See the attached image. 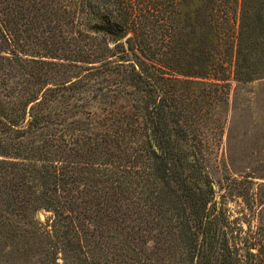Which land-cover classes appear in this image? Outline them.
<instances>
[{"label": "trees", "instance_id": "16d2710c", "mask_svg": "<svg viewBox=\"0 0 264 264\" xmlns=\"http://www.w3.org/2000/svg\"><path fill=\"white\" fill-rule=\"evenodd\" d=\"M119 30L120 59L77 45ZM99 57L132 102L59 116L84 88L62 68ZM0 72V264H256L203 144L264 77V0H0Z\"/></svg>", "mask_w": 264, "mask_h": 264}, {"label": "rangeland", "instance_id": "374dc122", "mask_svg": "<svg viewBox=\"0 0 264 264\" xmlns=\"http://www.w3.org/2000/svg\"><path fill=\"white\" fill-rule=\"evenodd\" d=\"M84 33L86 36H79L77 45L88 47L85 45L86 42L94 43V40H99L101 44L105 42L113 51L110 60L121 58L114 45L123 41L125 37L120 39L113 35L110 38H102L100 33L90 31ZM72 37L74 38L75 35ZM88 37L93 38L89 40ZM71 38L69 41L72 42ZM31 40L28 41L29 45L33 46V49H40ZM96 59L99 60H93L92 63L76 62L73 66L62 68L67 77L69 75L72 80L80 79L84 82V88L75 91L69 98V103H74L76 106L72 107L70 112L59 111V116L82 118L86 111L92 110L94 111L92 116L100 118L107 107H113V110L117 109L119 112L120 108H116L118 105L132 102L127 94L117 90L122 89L119 86L122 84L115 86L117 84L110 81L107 73L92 70L102 61L100 57ZM35 66V64H27L25 70L34 71ZM0 76L4 75L0 72ZM4 80L7 84H0L1 93L7 91L5 86L12 85L11 80H7L6 76L3 77ZM110 89L115 90L110 91ZM102 92H107V95L104 97L100 94ZM204 141L203 153L207 171L217 197H220L219 194L222 192L228 217L236 225L235 234L238 235V240L242 241L241 253L245 254V246L252 243L251 245L254 244L250 249L253 252L252 260L256 264H264V77L241 84L230 81L223 131L208 132ZM45 215L46 212L38 213L40 220Z\"/></svg>", "mask_w": 264, "mask_h": 264}, {"label": "water", "instance_id": "95a60500", "mask_svg": "<svg viewBox=\"0 0 264 264\" xmlns=\"http://www.w3.org/2000/svg\"><path fill=\"white\" fill-rule=\"evenodd\" d=\"M117 38H123V37H125V33H124V31L123 30H119L118 32H116L115 34H114Z\"/></svg>", "mask_w": 264, "mask_h": 264}]
</instances>
